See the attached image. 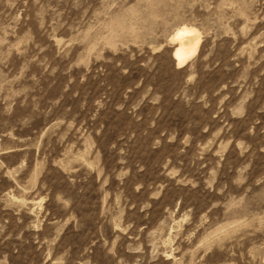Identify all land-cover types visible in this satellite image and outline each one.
<instances>
[{"label": "rangeland", "instance_id": "374dc122", "mask_svg": "<svg viewBox=\"0 0 264 264\" xmlns=\"http://www.w3.org/2000/svg\"><path fill=\"white\" fill-rule=\"evenodd\" d=\"M0 264H264V0H0Z\"/></svg>", "mask_w": 264, "mask_h": 264}, {"label": "bare ground", "instance_id": "6f19581e", "mask_svg": "<svg viewBox=\"0 0 264 264\" xmlns=\"http://www.w3.org/2000/svg\"><path fill=\"white\" fill-rule=\"evenodd\" d=\"M169 40L176 45L174 55L178 67L185 65L198 52L202 41L199 29L187 24L178 26Z\"/></svg>", "mask_w": 264, "mask_h": 264}]
</instances>
